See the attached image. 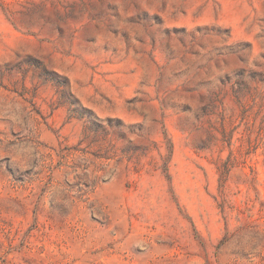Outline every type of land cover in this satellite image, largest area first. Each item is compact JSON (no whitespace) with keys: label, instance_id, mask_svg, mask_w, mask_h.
I'll use <instances>...</instances> for the list:
<instances>
[{"label":"rangeland","instance_id":"rangeland-1","mask_svg":"<svg viewBox=\"0 0 264 264\" xmlns=\"http://www.w3.org/2000/svg\"><path fill=\"white\" fill-rule=\"evenodd\" d=\"M0 264H264V0H0Z\"/></svg>","mask_w":264,"mask_h":264},{"label":"trees","instance_id":"trees-1","mask_svg":"<svg viewBox=\"0 0 264 264\" xmlns=\"http://www.w3.org/2000/svg\"><path fill=\"white\" fill-rule=\"evenodd\" d=\"M65 86H66V92L68 96L72 97L67 81H66ZM70 106H71L70 111L72 113V116L76 117L77 119H86L90 127H92L94 130L103 128V125L101 124L102 121L98 119L97 117H95L92 112L84 108L76 99L70 103ZM93 116H94V119H91Z\"/></svg>","mask_w":264,"mask_h":264}]
</instances>
